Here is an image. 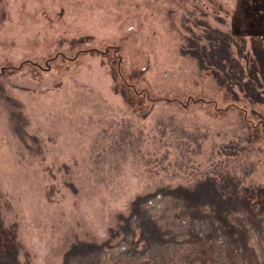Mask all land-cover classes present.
Listing matches in <instances>:
<instances>
[{
    "label": "rangeland",
    "instance_id": "1",
    "mask_svg": "<svg viewBox=\"0 0 264 264\" xmlns=\"http://www.w3.org/2000/svg\"><path fill=\"white\" fill-rule=\"evenodd\" d=\"M217 32L231 39L226 84L197 55ZM261 50L264 0H0V246L12 264L115 243L131 203L162 188L264 187V134L251 127L264 75L259 97L245 86Z\"/></svg>",
    "mask_w": 264,
    "mask_h": 264
},
{
    "label": "trees",
    "instance_id": "2",
    "mask_svg": "<svg viewBox=\"0 0 264 264\" xmlns=\"http://www.w3.org/2000/svg\"><path fill=\"white\" fill-rule=\"evenodd\" d=\"M217 33L220 43L197 55L204 68L217 65L223 72L219 81L226 84L237 77L225 67L233 66L231 39ZM257 60L251 70L254 78L245 86H253L252 94L259 97L254 82L262 84L264 50ZM251 127L264 134V119ZM119 233L122 237L115 243L73 244L63 264H193L205 257L219 264H264V187L242 188L232 177L224 183L208 177L193 188H162L131 203ZM14 253L0 246V264H12Z\"/></svg>",
    "mask_w": 264,
    "mask_h": 264
},
{
    "label": "crops",
    "instance_id": "3",
    "mask_svg": "<svg viewBox=\"0 0 264 264\" xmlns=\"http://www.w3.org/2000/svg\"><path fill=\"white\" fill-rule=\"evenodd\" d=\"M263 22H261V24H262ZM263 26V25H262Z\"/></svg>",
    "mask_w": 264,
    "mask_h": 264
}]
</instances>
